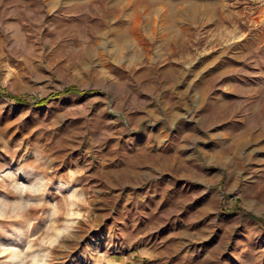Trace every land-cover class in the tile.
<instances>
[{
    "label": "rangeland",
    "instance_id": "1",
    "mask_svg": "<svg viewBox=\"0 0 264 264\" xmlns=\"http://www.w3.org/2000/svg\"><path fill=\"white\" fill-rule=\"evenodd\" d=\"M32 261L264 264V0H0V264Z\"/></svg>",
    "mask_w": 264,
    "mask_h": 264
},
{
    "label": "trees",
    "instance_id": "2",
    "mask_svg": "<svg viewBox=\"0 0 264 264\" xmlns=\"http://www.w3.org/2000/svg\"><path fill=\"white\" fill-rule=\"evenodd\" d=\"M69 88H66V89H64V90H68ZM63 90V91H64ZM55 93L54 92H51V93H49L48 95H46V96H43V97H40V98H37V99H35V102L36 103H42V102H44L47 98H49L50 96H52V95H54ZM13 98L14 99H16L17 101H24L25 99H23V97H21L20 95H14L13 96Z\"/></svg>",
    "mask_w": 264,
    "mask_h": 264
},
{
    "label": "bare ground",
    "instance_id": "3",
    "mask_svg": "<svg viewBox=\"0 0 264 264\" xmlns=\"http://www.w3.org/2000/svg\"><path fill=\"white\" fill-rule=\"evenodd\" d=\"M14 170V172L13 173H15V171H16V169H19V168H16V169H14V168H11V167H9V170ZM12 174V173H11ZM23 174L25 175V176H27L28 174H30V172L29 171H25V172H23ZM12 177V176H11ZM41 179V178H40ZM12 233H13V235L14 236H19L20 235V233H18V232H16V231H12ZM12 235V236H13Z\"/></svg>",
    "mask_w": 264,
    "mask_h": 264
},
{
    "label": "clouds",
    "instance_id": "4",
    "mask_svg": "<svg viewBox=\"0 0 264 264\" xmlns=\"http://www.w3.org/2000/svg\"><path fill=\"white\" fill-rule=\"evenodd\" d=\"M45 255L47 256V253ZM31 264H36V262L32 261ZM40 264H46V262L45 261H41Z\"/></svg>",
    "mask_w": 264,
    "mask_h": 264
}]
</instances>
